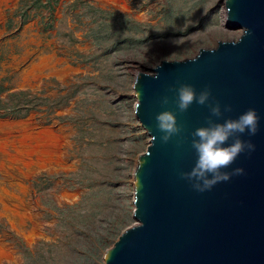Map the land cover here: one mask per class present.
<instances>
[{
	"label": "rangeland",
	"instance_id": "rangeland-1",
	"mask_svg": "<svg viewBox=\"0 0 264 264\" xmlns=\"http://www.w3.org/2000/svg\"><path fill=\"white\" fill-rule=\"evenodd\" d=\"M116 1L127 10L105 0H6L0 7V122L33 115L36 129L53 130L61 144L67 137L63 152L73 167L56 173L54 151L46 164L54 173L25 183L44 224L35 245L0 220L18 264L104 263L103 253L135 222L133 173L149 144L134 114L136 74L240 35L224 28L222 0ZM35 67L41 73L25 82ZM63 193L73 201L60 202Z\"/></svg>",
	"mask_w": 264,
	"mask_h": 264
},
{
	"label": "water",
	"instance_id": "water-1",
	"mask_svg": "<svg viewBox=\"0 0 264 264\" xmlns=\"http://www.w3.org/2000/svg\"><path fill=\"white\" fill-rule=\"evenodd\" d=\"M224 4L226 26L246 28L249 36L200 49L190 59L163 60L149 74L138 72L134 78V114L149 144L133 173L135 222L104 252L103 264H264V0ZM182 84L197 94L210 91L208 103H219L223 114L211 117L214 122L236 119L248 109L260 117L255 136L239 137L255 150L223 169L231 173L242 168L244 174L204 193L194 191L179 174L193 167L191 133L207 126L210 112L195 103L178 112L170 89ZM165 96L169 103L162 106ZM226 105L231 112H224ZM165 110L176 114L183 131L162 143L155 116Z\"/></svg>",
	"mask_w": 264,
	"mask_h": 264
},
{
	"label": "bare ground",
	"instance_id": "bare-ground-1",
	"mask_svg": "<svg viewBox=\"0 0 264 264\" xmlns=\"http://www.w3.org/2000/svg\"><path fill=\"white\" fill-rule=\"evenodd\" d=\"M4 1L6 2V0H0V6ZM105 1L112 2L122 11L127 10L126 3L120 6L116 0ZM222 2V16L225 18L226 6L223 0ZM2 20L3 16L0 12V21ZM223 26L229 32L234 31V28L226 26L225 21ZM41 71L42 69L36 67L31 68L24 75V81L27 82L31 77H37ZM36 128L37 125L34 123L33 115L25 122H0V172L4 179V182L0 184V220H7L11 232L21 236L29 247L35 245L43 236L44 224L39 222L41 217L39 203L32 199V191L25 183H29L30 180L42 172L54 173L52 169H48V166H46L50 162V155L54 151L59 157L56 173H69L73 169L71 165L65 162L66 155L63 152V148L68 145L67 137H63L61 144L53 130ZM30 141L31 144L34 143V149L27 145ZM57 141H60V144ZM16 145L18 149H16ZM9 147L13 150L12 154L7 152ZM33 154L36 157H33ZM6 186L12 190H8ZM74 197L63 193L60 195V202L71 203ZM28 224L30 228L27 231L26 226ZM18 263L19 259L16 257L13 248L6 245L0 237V264Z\"/></svg>",
	"mask_w": 264,
	"mask_h": 264
},
{
	"label": "clouds",
	"instance_id": "clouds-1",
	"mask_svg": "<svg viewBox=\"0 0 264 264\" xmlns=\"http://www.w3.org/2000/svg\"><path fill=\"white\" fill-rule=\"evenodd\" d=\"M249 35L248 29L240 30L241 41ZM157 78L158 76L155 75L154 79ZM170 91L176 93L178 112H186L193 103L207 106L210 112V117L206 120L207 126L196 128L191 133V147L195 152L196 159L190 171L179 174L180 178L188 181L194 191L204 193L210 191L218 183L228 182L232 176L243 175L242 168H236L231 173L223 171V169L229 168L241 154L251 153L255 150L254 144L239 138L245 133L250 137L257 134L260 117L255 109H248L236 119H224L223 123H217L211 117L220 119L223 114L219 103H208L211 95L208 89L197 94L191 85L182 84ZM160 103L162 106L167 105L168 97H163ZM231 111V106L224 107V112ZM155 120L157 130L163 133L160 137L162 143H167L174 136H180L183 131L177 122L176 114L172 111L165 110L158 113ZM230 140L231 143H229Z\"/></svg>",
	"mask_w": 264,
	"mask_h": 264
},
{
	"label": "crops",
	"instance_id": "crops-1",
	"mask_svg": "<svg viewBox=\"0 0 264 264\" xmlns=\"http://www.w3.org/2000/svg\"><path fill=\"white\" fill-rule=\"evenodd\" d=\"M2 5V4H1ZM1 7V6H0ZM1 10V9H0ZM2 15V14H1ZM3 16V15H2ZM2 122V121H1Z\"/></svg>",
	"mask_w": 264,
	"mask_h": 264
}]
</instances>
